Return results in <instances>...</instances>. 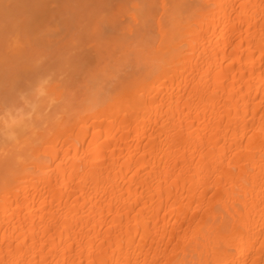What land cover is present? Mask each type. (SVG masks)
Returning <instances> with one entry per match:
<instances>
[{
	"label": "bare ground",
	"instance_id": "6f19581e",
	"mask_svg": "<svg viewBox=\"0 0 264 264\" xmlns=\"http://www.w3.org/2000/svg\"><path fill=\"white\" fill-rule=\"evenodd\" d=\"M261 3L0 0V244L27 237L36 245L29 259L50 264L192 259V250L173 255L166 237L189 222L197 227L192 200L209 163L226 170L221 188L243 196L238 207L258 237L264 226ZM233 6L251 28L227 24ZM209 70L214 84L220 74L218 91L197 93L192 104L182 94L193 93ZM48 77L61 83L59 92L31 94ZM105 98L104 107L90 110ZM181 100L191 104V118L182 115ZM238 121L241 138H248L236 146ZM46 125L61 127L43 143ZM170 171L176 175L167 180ZM7 247L0 259L12 258ZM195 258L234 257L209 245Z\"/></svg>",
	"mask_w": 264,
	"mask_h": 264
},
{
	"label": "snow or ice",
	"instance_id": "6c2138e0",
	"mask_svg": "<svg viewBox=\"0 0 264 264\" xmlns=\"http://www.w3.org/2000/svg\"><path fill=\"white\" fill-rule=\"evenodd\" d=\"M165 7H168V5ZM261 7L264 8V0H262ZM133 16L135 17L136 13H133ZM246 23L249 25V28H251V23L247 17V14L243 10L238 11L236 7L233 6L232 14L227 18V24H230L233 27L242 28ZM198 39L199 37L196 33L191 35V45L193 48L194 58L195 51L197 50L196 46L198 44ZM261 58L264 59V48L261 50ZM202 59L203 54L201 59L197 60V65L201 63ZM195 68L196 65L193 66L194 71ZM219 75L220 74L218 73L217 80L214 84L211 78V70H209L207 80H203V78H201L198 84L193 85L195 89L193 93L185 92L182 95H188L189 101L194 104L195 99H193V97L199 98L197 93L206 95L207 93L218 91V85L220 82ZM193 79L195 78L193 77ZM38 84V87L36 85L32 88L31 94L33 91H35L41 97L48 95L50 87L57 92H59L62 87L61 83L53 80L52 77L41 79ZM27 97L28 93L25 94V98ZM189 101L181 100L178 103L185 104V108L182 110V115L186 112L188 114V118H191L192 111ZM56 102V98H53L52 103L55 104ZM107 103L108 98H105L101 103H99L98 106L95 103H92L90 110L102 108ZM260 103L261 111L264 112V99H261ZM237 110L239 111V106ZM13 124L21 127L25 134L30 131L29 127L23 120H14ZM180 124L182 126L183 120H181ZM60 127L61 126L57 125H46V138L43 140V143H47L48 138L55 135L60 130ZM245 128L247 129V123H245ZM248 131L254 130L248 129ZM260 132L262 135H264V115L261 116ZM10 138L15 139L16 133H11ZM244 138H248L247 135H245ZM244 138H241L240 136L238 121L236 132L232 136V142L234 145L239 146L243 144ZM222 147L224 150H227V141H225V144ZM215 153L216 148L213 147L210 154ZM205 158L207 159V157ZM224 158L226 159L227 157L225 156ZM208 167L209 174L207 176H201V179L198 183H196V176H192V180L194 183H196V189L198 192V195L192 200V204L195 205L193 210V218L199 217V220L196 221L197 227L193 228L191 222H189V227L187 229L181 227L180 233L175 234L172 237H166V239H168V247L172 249L173 255L183 252L185 257H187L189 251L192 250L193 258L165 261L164 264H264V226L261 227L260 234L257 237L253 232L250 223L243 219V209L238 207L239 200L243 199V196L241 195L238 197L235 188L231 190H229L227 187L221 188V185H224L226 181V170L223 169L222 166L213 168L212 163H209ZM175 175V171H170L167 176V180H171ZM178 179L179 178H177V182ZM167 180H165L163 174H161V190H163V186ZM187 183L188 179L187 176H185L186 186ZM250 183L251 182L249 181V184ZM261 187L264 188V177L261 179ZM187 190L191 192V189ZM137 207H139V205H137ZM205 214H207V219H205ZM262 219H264V216H262ZM107 243V240L101 242V247ZM3 244H7L8 246L6 255L12 258L0 259V264H50V262L44 260L29 259L33 252L36 251V245L34 243L29 244L27 237H16L15 240H8L6 238L5 241L0 244V251H3ZM209 245H211L214 250L230 253L234 258L231 260H205L203 258L196 259L195 251L199 250L202 257L204 248ZM71 247L72 249H75V241H73ZM66 250H68L67 247ZM46 251H48V248L45 246L44 248L39 249L38 254L42 255ZM91 254L92 253H90V255ZM237 254L238 258H235L237 257ZM65 264H67V262H65ZM88 264H131V261L117 259L96 261L94 259H89ZM137 264H139V261H137ZM144 264H148V262L145 261ZM155 264H159V262H155Z\"/></svg>",
	"mask_w": 264,
	"mask_h": 264
}]
</instances>
